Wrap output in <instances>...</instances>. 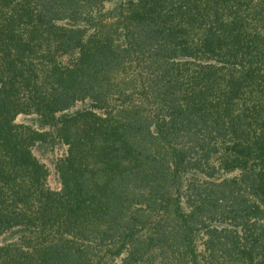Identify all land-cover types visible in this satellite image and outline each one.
<instances>
[{
  "label": "trees",
  "instance_id": "16d2710c",
  "mask_svg": "<svg viewBox=\"0 0 264 264\" xmlns=\"http://www.w3.org/2000/svg\"><path fill=\"white\" fill-rule=\"evenodd\" d=\"M0 264H264V0H0Z\"/></svg>",
  "mask_w": 264,
  "mask_h": 264
},
{
  "label": "rangeland",
  "instance_id": "374dc122",
  "mask_svg": "<svg viewBox=\"0 0 264 264\" xmlns=\"http://www.w3.org/2000/svg\"><path fill=\"white\" fill-rule=\"evenodd\" d=\"M79 105H81L79 103ZM23 116L19 115L17 121H22ZM47 129V128H46ZM52 135H55L54 131H50ZM66 150V145L54 137L51 141L37 142L34 146V154L49 168V175L47 177V184L52 189H58L60 183L58 176L54 169V161L56 158L62 157Z\"/></svg>",
  "mask_w": 264,
  "mask_h": 264
}]
</instances>
